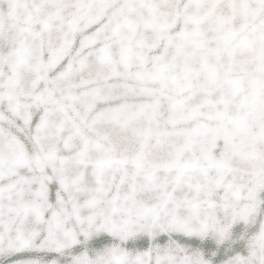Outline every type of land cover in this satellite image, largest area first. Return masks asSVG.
Returning a JSON list of instances; mask_svg holds the SVG:
<instances>
[{"label":"snow or ice","instance_id":"obj_1","mask_svg":"<svg viewBox=\"0 0 264 264\" xmlns=\"http://www.w3.org/2000/svg\"><path fill=\"white\" fill-rule=\"evenodd\" d=\"M0 264H264V0H0Z\"/></svg>","mask_w":264,"mask_h":264}]
</instances>
